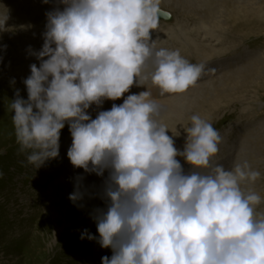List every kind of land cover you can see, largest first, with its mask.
<instances>
[{"label":"clouds","instance_id":"9594fccd","mask_svg":"<svg viewBox=\"0 0 264 264\" xmlns=\"http://www.w3.org/2000/svg\"><path fill=\"white\" fill-rule=\"evenodd\" d=\"M58 3L64 7L46 12L41 49L29 46L39 65L30 64L23 80L27 98L17 89L10 109L19 151L35 169L59 157L67 124L71 164L104 177L103 206L90 213L98 236L84 229L80 238L111 249L101 264H264L262 197L242 187L260 172L246 161L213 167L222 137L199 115L183 128V150L158 119L148 85L161 95L182 93L204 71L179 50L155 45L161 0ZM8 19L0 15V31ZM133 85L146 90L125 97ZM121 97L95 118L87 111ZM85 195L77 184L69 199Z\"/></svg>","mask_w":264,"mask_h":264},{"label":"rangeland","instance_id":"374dc122","mask_svg":"<svg viewBox=\"0 0 264 264\" xmlns=\"http://www.w3.org/2000/svg\"><path fill=\"white\" fill-rule=\"evenodd\" d=\"M6 3L8 8L20 4L30 13L39 11L45 20L46 12L64 7L58 0ZM160 7L172 20H159L152 32L155 45L179 50L191 63L203 64L204 71L182 93L161 95L158 88L148 85L151 98L161 106L158 119L181 129L192 115L211 122L222 137L212 166L230 169L246 161L259 171L255 182L242 187L262 197L256 212L264 216V0H177ZM202 25L199 33L188 32ZM44 31L24 33L17 27L0 31V264H101L102 256H111V249L80 236L84 229L98 236L90 213L103 206L99 192L104 177L71 164L67 150L72 137L67 124L61 130L59 157L38 169L28 163V152L19 151L15 138L10 104L17 89L27 98L23 80L30 75V64L39 65L29 46L40 50ZM144 90L133 85L125 97ZM123 99L105 100L87 111L95 118L98 111ZM179 144L175 142L182 150ZM177 159L185 170L191 168L182 157ZM77 184L86 195L74 204L69 194Z\"/></svg>","mask_w":264,"mask_h":264},{"label":"bare ground","instance_id":"6f19581e","mask_svg":"<svg viewBox=\"0 0 264 264\" xmlns=\"http://www.w3.org/2000/svg\"><path fill=\"white\" fill-rule=\"evenodd\" d=\"M175 1H177V0H161V3L166 4L167 6H171V5L174 4ZM19 5L17 7H13L12 6L11 8H8L6 0H4V1L2 0L1 3H0V15H2V14L7 12L8 16H9V19L6 21V26H7L6 28L8 30H10V28L11 29L13 28V29L16 30V27H17L18 29H22L24 31V33L25 32L26 33H29V32L32 33V32H35V31L40 32L41 30L45 29L46 20L43 17V14H41L39 11H36L34 13H32V12L30 13V11H27L26 8L23 9L24 7L22 6V8H21V7H19ZM18 11L22 12L23 15H19L18 16V14H17ZM234 16L239 17L236 14H234ZM170 20H172V18ZM194 22H195V20H194ZM244 22H246V21H244ZM30 23L33 24L34 28H33V26H30L31 25ZM184 23L187 24V20H185ZM247 26H249V25H246V27ZM245 29H246V31L249 30V29L247 30V28H245ZM200 30H204L203 25L202 26H198L194 31L188 30V32L189 33H191V32L199 33ZM117 101H119V99ZM167 126L171 130V131L169 130L168 134L169 135H172V134L173 135H178V136H174L173 138H174L176 143L177 142L181 143V144H179V145H181V148H184V145H185V142H186V133L184 132L183 128L181 129V128L171 127L169 125H167ZM179 133H180V135H179Z\"/></svg>","mask_w":264,"mask_h":264},{"label":"water","instance_id":"95a60500","mask_svg":"<svg viewBox=\"0 0 264 264\" xmlns=\"http://www.w3.org/2000/svg\"><path fill=\"white\" fill-rule=\"evenodd\" d=\"M172 18L171 14L166 12V11H163L161 12V16H160V19L159 20H166V21H169L170 19Z\"/></svg>","mask_w":264,"mask_h":264}]
</instances>
